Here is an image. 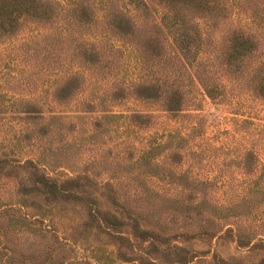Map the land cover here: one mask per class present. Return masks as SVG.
<instances>
[{
  "label": "rangeland",
  "instance_id": "obj_1",
  "mask_svg": "<svg viewBox=\"0 0 264 264\" xmlns=\"http://www.w3.org/2000/svg\"><path fill=\"white\" fill-rule=\"evenodd\" d=\"M56 1L64 9L83 4L82 11L99 22L77 28L61 16L52 25L28 22L0 37V264H40L44 255L71 257L65 264H134L126 260L134 254L128 238L137 247L140 237L129 229L120 239L102 235L97 241L87 233L70 241L85 211L68 192L69 182L100 194L99 206L152 225L160 240L197 250L195 260L202 261L196 264H216L215 258L257 264L264 256V99H215L188 86L182 108L169 112L129 92L111 98V87L132 80L137 67L129 44L100 22L107 6L155 18L164 11L161 1ZM224 1L229 5L217 24L208 11L193 19L198 57L229 25L252 28V12L264 14V0ZM69 29L120 50L110 76L72 57ZM73 71L79 73L77 88L57 99ZM105 181L111 184L101 186ZM50 185L60 194L43 192ZM219 225L256 233L253 246H237L231 233L210 236ZM200 230L206 233L195 234ZM180 231L192 236L175 238Z\"/></svg>",
  "mask_w": 264,
  "mask_h": 264
},
{
  "label": "trees",
  "instance_id": "obj_2",
  "mask_svg": "<svg viewBox=\"0 0 264 264\" xmlns=\"http://www.w3.org/2000/svg\"><path fill=\"white\" fill-rule=\"evenodd\" d=\"M163 8L161 16L150 17L132 16L121 7L105 10L101 24L106 32L116 36L121 42L129 44L133 50L134 63L137 67L135 76L129 82L113 85L110 97L116 98L126 92L133 93L138 98L161 103L169 112L182 108L188 86L202 88L208 96L213 94L215 99L227 96H254L264 99V14L252 12V28L231 24L225 28L221 38L213 42L212 50L206 56L198 57L200 41L193 19L203 11H208L213 17V24H217L223 11L229 3L224 0H160ZM158 3V2H157ZM143 9L148 5L141 3ZM83 4L73 2L68 8H62L56 0H0V37H7L24 23H43L52 25L61 17L77 28L90 26L99 22L94 14H85ZM77 7L78 10H77ZM201 17V16H198ZM56 29V27H54ZM65 28H58V30ZM62 37L61 31H58ZM54 34V33H53ZM66 36L72 38L70 52L79 65L92 69L101 75H111L118 65L120 50L113 44H98L81 37L80 32L70 29ZM73 35H78L75 38ZM54 55L50 50V57ZM79 73L76 71L66 75L72 79L65 85L57 99L71 96L77 88ZM74 81V84H71ZM83 175V174H82ZM85 177V175H84ZM110 181L102 182L101 186L110 185ZM52 189L45 188L43 192L60 194ZM83 187L78 183L69 182L68 192L82 202L85 218L73 227L76 237L91 234L97 241L102 235L116 239L128 237L126 229L133 231L140 241L136 242L129 237L130 248L134 254L126 260L134 264H196L202 260H195L198 251L190 248L179 240L163 241L161 232L154 230L152 225L140 221L130 212L120 214V210L108 206H99L98 194H91L86 190H76ZM117 199L115 194L109 196ZM163 220L158 218L159 222ZM76 226H79L76 227ZM204 231V230H203ZM227 233L239 247L253 246L256 233L233 231V227L219 225L210 236ZM264 232V229H263ZM201 232L195 234H202ZM124 235V236H123ZM188 235V237H187ZM184 236V237H183ZM186 232H176L177 239L188 240ZM167 237V235H166ZM261 241V239H258ZM253 242V243H252ZM118 244L115 249L118 251ZM47 251V250H46ZM71 258H55L41 256L40 264H65ZM163 259V262H161ZM214 259V258H213ZM216 264H232L230 261H221L215 258ZM212 262L206 261V263ZM241 264V263H237ZM257 264H264V256Z\"/></svg>",
  "mask_w": 264,
  "mask_h": 264
}]
</instances>
